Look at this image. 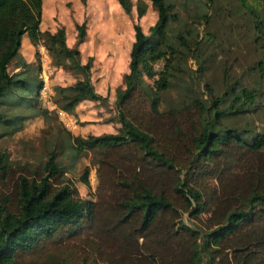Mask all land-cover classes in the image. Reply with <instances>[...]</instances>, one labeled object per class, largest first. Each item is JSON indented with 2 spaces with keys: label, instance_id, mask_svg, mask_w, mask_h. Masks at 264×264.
<instances>
[{
  "label": "trees",
  "instance_id": "16d2710c",
  "mask_svg": "<svg viewBox=\"0 0 264 264\" xmlns=\"http://www.w3.org/2000/svg\"><path fill=\"white\" fill-rule=\"evenodd\" d=\"M116 1L126 15L133 5L137 20L145 14L144 0ZM148 1L157 18L148 35L137 20L132 23L124 89L115 92L119 131L68 134L73 154L85 149L100 154L93 199L83 200L64 177L57 160L62 147L35 167L0 150V264H264V123L260 130L224 125L225 118L248 112L263 120L264 103L256 105L264 90L237 85L207 104L191 97L160 109L161 93L197 48L191 46L193 24L208 22V13L195 8L212 0H192L194 10L177 28L176 45L166 38L170 21L178 19L172 4ZM251 1L236 0L261 49L254 76L264 87V0ZM41 11L42 0H0V100L12 97L8 106L25 109L11 117L0 112V137L48 114L39 106L41 80L28 74L31 64L20 53L24 35L34 57L41 45L54 67L78 75L71 85L54 88L56 108L74 114L83 100L106 101L90 83L91 58L80 64L77 48L65 44L63 28L42 31ZM74 27L80 41L85 25ZM161 59L156 71L153 65ZM86 170L78 181L89 188ZM184 212L194 227L182 222Z\"/></svg>",
  "mask_w": 264,
  "mask_h": 264
},
{
  "label": "rangeland",
  "instance_id": "374dc122",
  "mask_svg": "<svg viewBox=\"0 0 264 264\" xmlns=\"http://www.w3.org/2000/svg\"><path fill=\"white\" fill-rule=\"evenodd\" d=\"M130 1L132 4L135 2V0ZM144 1L148 8L144 17L137 20L133 5L131 13L125 15L116 0H83V2L82 0H42L44 17L39 27L42 31L50 32H54L59 27L63 28L66 46L76 47L80 51L78 52L80 64L91 58L90 83L93 91L107 101H83L75 107L74 114H67L56 108L51 100L54 88L71 85L78 75L66 67H54L44 47L38 45L37 58L34 57V51L33 56L31 55L28 74L31 76L37 73L41 87L43 84L41 78L47 76L46 94H39V106L46 109L48 114L45 118L40 115L31 117L12 135L0 137V150L5 151L10 160L27 163L31 167L42 164L50 150H58L62 147L63 152L58 155L57 160L64 171V177L74 183L83 200L94 197L97 184L96 164L100 154L96 150L86 149L73 154V151L67 147L68 134L86 137L103 133L114 134L119 131L120 125L116 122L117 111L114 100L115 92L124 89L123 77L128 72V55L133 41L132 23L137 20L142 32L148 35V28L157 18V13L150 2ZM167 1L172 4L171 14L176 15L178 19L170 21L166 38L167 42L171 41L176 45L174 35L181 29L177 30L183 20L194 10L193 3L192 0ZM203 1L207 3V0ZM249 2L253 4L251 0ZM195 9H197L196 13H208V22L193 24L194 41H191V46L197 45L196 50L191 53L194 57L190 55L182 59L184 71L174 72L175 76L170 79L168 89L161 93L160 109L179 106L183 103L182 99L191 97H197L207 104L210 97L222 96L223 93L229 92L230 87L237 85L253 84L261 93L264 87L258 86L256 82L254 66L262 53L259 46L252 42L249 17L243 8L236 0H212L205 7L201 2V5ZM118 11L122 12L120 13L122 16ZM123 16L125 26L114 27L115 23L122 24L119 19ZM188 20L190 23L193 19ZM81 23L85 25V35L78 41L74 26ZM22 51V54L27 55L24 48ZM44 52L45 57H43ZM163 62L164 60L161 59L154 63V69L160 71ZM198 66H201V69L194 73ZM175 69L176 67L173 71ZM8 70H12V65ZM144 80V84H152L150 79L144 78ZM205 84L211 88V93L206 89ZM12 101V97L6 96L0 100V112H5L7 117L23 113L21 106H8V102ZM257 101L256 106H259V101L261 104L264 103V94ZM226 103L227 101L224 105ZM23 111L25 112V109ZM255 116V113L248 112L233 118L227 117L224 119L226 120L224 125L239 130L243 125L252 128L255 126L260 130L264 119L259 122ZM86 168L89 188L78 181ZM180 217L187 226H195V223L189 220L187 212L182 213Z\"/></svg>",
  "mask_w": 264,
  "mask_h": 264
},
{
  "label": "crops",
  "instance_id": "0c3cea01",
  "mask_svg": "<svg viewBox=\"0 0 264 264\" xmlns=\"http://www.w3.org/2000/svg\"><path fill=\"white\" fill-rule=\"evenodd\" d=\"M147 8H148V6H147ZM147 8H146V10H147ZM121 9V8H120ZM122 10V9H121ZM146 12V11H145ZM120 13H122V12H120V11H118V14L120 15V16H122V14H120ZM124 13V12H123ZM126 15V14H125ZM43 17H44V14H43V5H42V11H41V21L43 20ZM144 17V15L141 17V18H143ZM124 16L123 17H121V19H119L120 21H121V23L122 24H116L115 23V26L114 27H121L122 25L123 26H125V23H124ZM141 18H139V20L141 19ZM41 21H40V24H39V26L41 25ZM41 29V28H40ZM24 48V50H25V52H26V54L27 55H25V54H22L23 53V51H22V49ZM78 50V49H77ZM22 51V52H21ZM33 51H34V48H32V45L30 44V42H29V40H28V38L24 35L23 37H22V39H21V47H20V52H21V55L23 56V59L25 60V62L26 63H30L31 61H32V59H31V55L33 56ZM32 52V53H31ZM78 52H80L79 50H78ZM33 58V57H32ZM67 68V67H66ZM19 69H16V70H14V72L15 71H18ZM70 70V69H69ZM83 101H87V100H83ZM83 101H81V102H83ZM89 102H90V100H88ZM107 101V100H106ZM115 101V100H114ZM80 102V103H81ZM93 102H95V101H93ZM97 102H99V101H97ZM77 105H79V103L77 104ZM76 105V106H77ZM77 111V110H76ZM116 122H117V120H116ZM119 128H120V126H119Z\"/></svg>",
  "mask_w": 264,
  "mask_h": 264
},
{
  "label": "built area",
  "instance_id": "2783aa9c",
  "mask_svg": "<svg viewBox=\"0 0 264 264\" xmlns=\"http://www.w3.org/2000/svg\"><path fill=\"white\" fill-rule=\"evenodd\" d=\"M46 56V54H45V52H44V56L43 57H45ZM46 77V78H45ZM42 80H43V84H42V87L40 88V92H39V94L40 95H44V94H46V82H45V80L47 79V76L46 75H44L43 76V78H41Z\"/></svg>",
  "mask_w": 264,
  "mask_h": 264
}]
</instances>
